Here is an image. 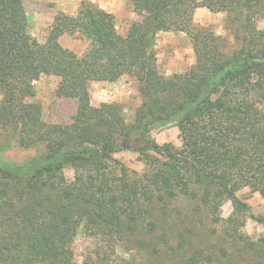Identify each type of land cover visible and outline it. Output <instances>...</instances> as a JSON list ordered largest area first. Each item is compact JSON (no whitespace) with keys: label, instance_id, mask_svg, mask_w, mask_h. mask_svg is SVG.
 Here are the masks:
<instances>
[{"label":"trees","instance_id":"trees-1","mask_svg":"<svg viewBox=\"0 0 264 264\" xmlns=\"http://www.w3.org/2000/svg\"><path fill=\"white\" fill-rule=\"evenodd\" d=\"M25 2L0 0V264H79L80 231L98 242L81 264H118L124 245L147 264H264V234L245 233L254 217L238 195L264 198V0H127L142 19L125 34L84 1L75 16L55 15L44 43ZM199 8L227 15L236 50L194 24ZM160 32L190 37L196 60L185 73L160 72ZM64 35L89 43L82 57L61 45ZM42 76L58 77L56 95L77 101L70 124L46 122L31 101ZM124 76L141 97L131 122L118 104L94 107L89 91ZM165 126L179 130L180 147L151 137ZM14 145L43 150L19 163L4 155ZM123 151L138 153L145 171L115 157ZM256 220L264 226V215Z\"/></svg>","mask_w":264,"mask_h":264},{"label":"rangeland","instance_id":"rangeland-1","mask_svg":"<svg viewBox=\"0 0 264 264\" xmlns=\"http://www.w3.org/2000/svg\"><path fill=\"white\" fill-rule=\"evenodd\" d=\"M51 1L58 0H26L25 6L27 11H30L40 5L51 6L53 5ZM122 1L123 0H120V5H122ZM58 2L64 3L66 1L59 0ZM125 2H127V0H125ZM119 11L120 16L115 19H117V29L121 34H125L133 22L142 19L141 17L133 18L131 15L133 9L128 2L126 8L124 10L123 8H119ZM226 17L227 15L225 13L216 14L210 12L206 8H199L194 15V24L197 27H206L216 35L226 38L230 51H234L238 48L239 43L227 29L226 24L228 20ZM257 25L259 29L264 30V19L262 17L257 18ZM49 29L43 28L41 31L40 28H36L35 31L37 35V31H40L39 35L45 37L43 39L37 38L39 42L44 43L46 41ZM60 43L64 48L75 52L79 57L84 55L89 46L86 40H81L72 36H65ZM156 53L159 70L167 77L185 73L195 64L196 60L191 39L184 33L160 32L157 35ZM59 82L60 79L58 77L42 76L39 81L34 83L36 88L34 100L42 105L43 118L46 122L50 124H70L75 118L78 103L75 100L60 98L56 95ZM89 91L91 104L94 107L99 106L101 103L118 104L121 106L123 115L129 122L134 119L135 112L141 104L138 83L134 78L129 76H124L116 84L98 85L95 82H91ZM178 135L179 130L173 126L160 127L151 133V137L158 144L173 143L177 147H180L181 141ZM6 138L7 135L0 131V144L3 143ZM41 150H43V146L23 149L14 145L5 155L20 163L39 155V151ZM115 157L122 161L130 170L138 173H143L145 171V163L138 153L123 151L117 153ZM65 175L68 181L72 182L74 180L73 168L67 167L65 169ZM238 195L250 205V214L254 217L247 220L244 231L252 238L258 239L264 234V226L256 220L258 217L264 215V198H262L260 194L252 192L249 188L241 190ZM232 211V204L230 202L225 203L222 208V217L225 219L228 218ZM96 244H98V242L90 238L85 232H79L74 244L75 257L79 264L84 261L87 255L94 251L97 246ZM148 259L146 253L134 246L124 245L117 249L116 261L118 264H124V261L129 263L132 260L147 264Z\"/></svg>","mask_w":264,"mask_h":264},{"label":"crops","instance_id":"crops-1","mask_svg":"<svg viewBox=\"0 0 264 264\" xmlns=\"http://www.w3.org/2000/svg\"><path fill=\"white\" fill-rule=\"evenodd\" d=\"M58 1H53V2L51 1L53 3V5H51V6L40 5L39 7L35 8V9L27 11L28 17H29L30 29H31V32H32L34 37L42 38V39L45 38V37H42L39 35L40 31H37L38 32V35H37V33L35 31L36 28H40L41 31L43 28L49 29L54 22L55 15L58 12H63L69 16H75L78 12V9H79L81 3L84 1L91 2L95 5H97L99 8L103 9L104 11L114 15L115 18H117V17L119 18V16H120L119 8H121V9L123 8V10H124L127 6V2H125V0L122 1V5H120V0H65L66 2H64V3L58 2ZM68 3H70V4H68ZM116 8H117V10H116ZM123 12H125V11H123ZM131 15L133 16V18L134 17L138 18L137 14L135 12H131ZM65 36L70 37L69 35H64L60 38V42ZM95 83L98 85L99 84H103V85L114 84V83H108V82H95ZM116 83H118V82H116ZM2 98H3V95L0 91V101L2 100ZM34 98L31 99V101H36V100H34ZM20 163H22V162H20Z\"/></svg>","mask_w":264,"mask_h":264}]
</instances>
